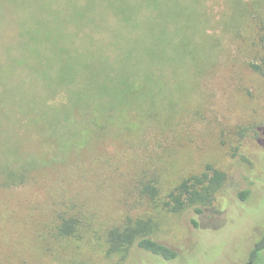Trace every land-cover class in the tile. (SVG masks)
Returning a JSON list of instances; mask_svg holds the SVG:
<instances>
[{"label": "rangeland", "instance_id": "obj_1", "mask_svg": "<svg viewBox=\"0 0 264 264\" xmlns=\"http://www.w3.org/2000/svg\"><path fill=\"white\" fill-rule=\"evenodd\" d=\"M191 5L186 15L193 47L177 64L157 67V80L134 81L137 91L127 107L112 108L109 137L96 144L95 153L82 150L59 170L22 186L0 181V264L247 261L264 235V77L252 68L264 70V0ZM15 29L7 28L12 43ZM64 100L63 89L47 98L49 104ZM209 165L225 172L227 181L203 214H159L141 194L150 184L165 201ZM72 208L91 223L87 237L61 242L47 236L51 220ZM125 216L158 218L155 238L177 256L167 261L139 248L124 260L107 256L105 231Z\"/></svg>", "mask_w": 264, "mask_h": 264}, {"label": "trees", "instance_id": "obj_2", "mask_svg": "<svg viewBox=\"0 0 264 264\" xmlns=\"http://www.w3.org/2000/svg\"><path fill=\"white\" fill-rule=\"evenodd\" d=\"M190 7L191 0H0L2 185L22 186L59 170L84 150L95 153L96 144L109 137L105 130L112 108L127 107L128 96L137 91L134 81L157 80V67L166 61L177 64L193 47L192 19L186 15ZM11 26L16 28L14 43L6 34ZM252 68L264 77L262 67ZM60 89L65 100L49 104L48 96ZM226 181L225 172L209 165L184 179L165 201L150 184L141 194L159 214H203ZM247 194L242 192L241 199ZM80 212L58 213L46 235L61 242L84 240L91 223ZM120 221L105 231L107 256L124 260L134 248L167 261L177 256L155 238L158 218L125 216Z\"/></svg>", "mask_w": 264, "mask_h": 264}, {"label": "flooded vegetation", "instance_id": "obj_3", "mask_svg": "<svg viewBox=\"0 0 264 264\" xmlns=\"http://www.w3.org/2000/svg\"><path fill=\"white\" fill-rule=\"evenodd\" d=\"M242 258H233L227 261V264H264V235L261 241L255 245L250 252L247 261Z\"/></svg>", "mask_w": 264, "mask_h": 264}]
</instances>
